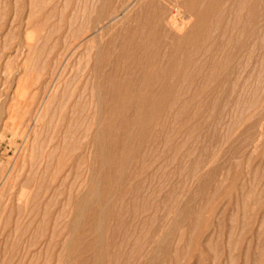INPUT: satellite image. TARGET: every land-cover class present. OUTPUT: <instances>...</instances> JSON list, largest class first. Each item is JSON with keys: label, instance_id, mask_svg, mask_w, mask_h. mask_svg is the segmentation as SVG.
<instances>
[{"label": "rangeland", "instance_id": "rangeland-1", "mask_svg": "<svg viewBox=\"0 0 264 264\" xmlns=\"http://www.w3.org/2000/svg\"><path fill=\"white\" fill-rule=\"evenodd\" d=\"M0 264H264V0H0Z\"/></svg>", "mask_w": 264, "mask_h": 264}, {"label": "bare ground", "instance_id": "bare-ground-1", "mask_svg": "<svg viewBox=\"0 0 264 264\" xmlns=\"http://www.w3.org/2000/svg\"><path fill=\"white\" fill-rule=\"evenodd\" d=\"M40 113V112H39ZM26 148V147H25ZM24 149V148H23ZM14 188V187H13Z\"/></svg>", "mask_w": 264, "mask_h": 264}]
</instances>
